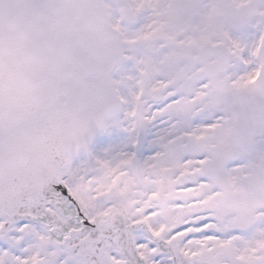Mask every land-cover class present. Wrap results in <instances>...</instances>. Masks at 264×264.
<instances>
[{"label":"snow or ice","instance_id":"6c2138e0","mask_svg":"<svg viewBox=\"0 0 264 264\" xmlns=\"http://www.w3.org/2000/svg\"><path fill=\"white\" fill-rule=\"evenodd\" d=\"M0 264H264V0H0Z\"/></svg>","mask_w":264,"mask_h":264}]
</instances>
